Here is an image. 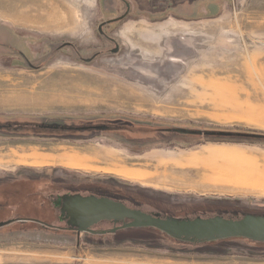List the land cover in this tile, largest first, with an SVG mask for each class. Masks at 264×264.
Segmentation results:
<instances>
[{
    "label": "rangeland",
    "instance_id": "obj_1",
    "mask_svg": "<svg viewBox=\"0 0 264 264\" xmlns=\"http://www.w3.org/2000/svg\"><path fill=\"white\" fill-rule=\"evenodd\" d=\"M172 1L184 3V16L127 20L112 31L119 52L111 54L97 26L116 17V0H0V126L109 129L0 130V223L45 215L26 210L28 201L61 194L71 180L121 187L123 200L146 209L205 207L177 211L181 218L264 214V138L161 131L264 135V0ZM51 11L58 27L42 24ZM10 45L14 58L4 49ZM207 164L231 180L200 183ZM182 166L192 178L181 182L185 188L160 178ZM232 187L246 192L215 193ZM24 230L21 223L0 228V264H264V245L245 241L181 244L139 229L104 238Z\"/></svg>",
    "mask_w": 264,
    "mask_h": 264
},
{
    "label": "flooded vegetation",
    "instance_id": "obj_2",
    "mask_svg": "<svg viewBox=\"0 0 264 264\" xmlns=\"http://www.w3.org/2000/svg\"><path fill=\"white\" fill-rule=\"evenodd\" d=\"M120 5L121 9H117L115 6L112 9L114 13H116V17L109 19L106 22H102L97 26V33L98 35L103 38V42L108 43L111 45V48L108 49V52H110L111 54H116L119 52V44L116 43L115 38L113 37L114 34L112 33V31H114L118 25L126 22L128 20H134L137 19L139 17H146L148 18V20H155L156 17L157 18H163L166 17L169 14H173L174 16H184V10L181 8L182 5L184 3H179V2H173L172 0H116ZM175 1V0H174ZM180 1H185V0H180ZM188 1H192L193 3L196 2H200L201 0H188ZM174 7V8H172ZM187 7V6H186ZM173 9V11H172ZM119 12H116L118 11ZM192 16V13L190 14ZM138 16V17H137ZM151 17H153V19H151ZM127 25L124 27L126 28ZM150 27H145L144 29H147ZM101 30V33H100ZM11 33H14L13 31H8ZM110 32V33H109ZM113 44V45H112ZM63 46L61 48H69L73 51H75V47L71 44V42H64L62 44ZM12 45H10V47H5L4 49H6L7 51L10 52L9 56L11 58H14V56L12 54H15V49ZM1 49V47H0ZM116 50V51H115ZM115 51V52H112ZM18 54V53H17ZM100 55V53H96L94 54L92 57L89 58V62H92V60L98 58V56ZM19 56L24 60V62L27 64V66H29L30 68H34L31 64V62H29L27 60V58L25 57L24 54L19 53ZM85 62V61H84ZM89 62H85V63H89ZM36 127L39 128L41 130H48V131H55V129H48L45 128L44 124H37V126L35 125H29L27 124L25 127ZM99 127H105V128H99ZM64 129H60L59 131H63V132H86V133H98V132H106L108 131V126L107 125H103V124H90L88 126H82V127H73V126H66L63 125ZM72 128V129H71ZM78 128H85L82 130H78ZM1 130V129H0ZM2 130H5L4 128ZM1 130V131H2ZM174 128L172 129H166V130H161V131H166V132H173ZM179 134V133H177ZM35 154V153H34ZM41 155H45V154H41ZM47 155V154H46ZM27 172V171H26ZM18 176H22L24 177L21 180H28L29 175H23V174H19L17 173ZM44 174V173H43ZM34 177V176H33ZM42 176L38 177V178H31L32 180H40ZM59 177V176H58ZM5 178H1V180H4ZM61 179V178H58ZM0 180V182H1ZM14 182L17 180H13ZM55 182V178H53V180ZM89 181V180H88ZM96 180H92L90 182H94ZM68 187H66V189H64L61 194H52L51 192H49V194L47 193L46 195L44 194L42 200H31L28 201L29 207L26 209H30L33 210V207L35 208V210L42 212L45 215H31L29 213V215H26L24 217H15L13 219H9L12 220L8 225L14 224V223H21L22 225L25 226V235L29 234L28 231H33L30 233L35 234L36 236L38 234L41 233H52L53 235H55V233L63 235V236H68V235H79L82 234L84 237H90V236H95V237H106V236H114L118 233L124 232L125 230H129V229H123V230H116L114 233H109L108 231L116 228L118 226L122 225V222H115V221H108V220H101L98 221L97 223L89 226V227H83V222L81 221H75L74 218H72L71 216L68 215V213H66L63 210V202H64V198L65 197H81V198H89V197H94L96 199H109L115 202H120L122 204H124L126 207L130 208V209H135V210H139L143 213L149 214V215H157L161 218H166V217H173V218H181V215H178L177 213H181V210H179L178 208V212L174 211V210H170V211H165L162 210L160 208L158 209H151V208H144L141 207L140 205H132L130 204L129 201L123 200V198H125V195H122L123 193L120 192L121 190H123L121 187H112V185H105V184H87L85 182V184H78V181L76 180H71L68 181ZM10 183V182H7ZM96 183V182H95ZM2 185H5L2 183ZM7 188L12 187V186H5ZM111 191L112 193L108 192ZM10 193V190H7V193ZM35 195V194H33ZM126 196H130V195H126ZM26 197L28 199H31V197H33L32 195H26ZM122 197V198H121ZM33 206V207H32ZM49 207H51L52 212L49 210ZM177 209V208H175ZM55 219L56 222L59 225L54 224L55 223ZM130 222L129 220H126L125 223ZM77 223H80L82 225H76ZM103 225H110L111 228H102ZM7 225H5L4 227H6ZM31 227L30 229H27ZM145 229H153V228H143V229H139V230H145ZM156 230V229H155ZM101 232H105V233H101Z\"/></svg>",
    "mask_w": 264,
    "mask_h": 264
},
{
    "label": "water",
    "instance_id": "obj_3",
    "mask_svg": "<svg viewBox=\"0 0 264 264\" xmlns=\"http://www.w3.org/2000/svg\"><path fill=\"white\" fill-rule=\"evenodd\" d=\"M83 61L89 62L90 60L84 59ZM3 127L0 126V129ZM45 128L64 129L63 125L55 123L46 125ZM82 129L85 128H78V130ZM173 131L183 135H230L226 132L214 133L183 128L174 129ZM63 200V210L74 218L75 221L83 222V227H89L101 220L122 222L121 226L109 230V233L123 229L153 228L174 240L190 244L210 243L230 239H245L254 243H264L263 215L246 214L236 220L227 219L220 215L209 218H161L157 215L153 216L139 210L130 209L120 202L109 199L65 197ZM126 220L130 222L125 223ZM11 221L8 220L0 223V228L8 225ZM82 224L77 223L76 225Z\"/></svg>",
    "mask_w": 264,
    "mask_h": 264
},
{
    "label": "trees",
    "instance_id": "obj_4",
    "mask_svg": "<svg viewBox=\"0 0 264 264\" xmlns=\"http://www.w3.org/2000/svg\"><path fill=\"white\" fill-rule=\"evenodd\" d=\"M18 127H4V129L6 130H13V132H26V130H29L27 127H24V125H22L21 123L17 124ZM11 128V129H10ZM3 129V128H2ZM1 129V130H2ZM5 131V130H4ZM217 132H224V131H217ZM226 133H229L230 135L229 136H218V135H214V136H217L219 138H224V139H228V140H233V141H246L248 139H262L264 138V135H258V134H254V133H250V132H247V131H226ZM207 138H212V136H206ZM205 207H202V206H187L186 208H179V210H186L187 214L188 212L190 211H200L202 209H204ZM207 209H213V208H207ZM188 210V211H187ZM251 215H254V214H251ZM264 216V214H262ZM145 230H149V231H152L155 235H158L159 237H162V238H165V239H169V240H172L174 242H177V243H181L182 242H179V241H176L168 236H166L165 234H163L162 232L158 231V230H155V229H145ZM233 241H245V242H249V243H254V242H251L249 240H245V239H230V240H224L222 242H233ZM221 242V241H220ZM183 244H189V243H183ZM254 244H257V245H264V243H254ZM191 245H196V244H191Z\"/></svg>",
    "mask_w": 264,
    "mask_h": 264
},
{
    "label": "crops",
    "instance_id": "obj_5",
    "mask_svg": "<svg viewBox=\"0 0 264 264\" xmlns=\"http://www.w3.org/2000/svg\"><path fill=\"white\" fill-rule=\"evenodd\" d=\"M45 7V6H44ZM33 9V11H34V8H32ZM26 10V9H25ZM29 12V11H28ZM27 12V13H28ZM56 14H55V11H51V17H53V19H55L56 18V16H55ZM45 20H47V19H44L43 21H45ZM58 25H59V22L57 21V20H55V27H58ZM202 164H205V163H202ZM209 164H207V166L205 165L204 167H201L202 169H206V167H207V170H209L210 172H206V170H202L203 171V173H202V175H200L201 177H199L200 179H201V181L200 180H198V181H200V183H203V184H207V182L208 181H210V182H213L212 180H209L210 178H214V179H216L217 181H224V180H228V181H230L231 179H225V178H223V172H222V167H220V166H217V167H212V166H208ZM220 172V173H217V172ZM206 172V173H205ZM209 173H214L215 174V176H213V177H211L210 175H209ZM220 174V175H219ZM221 176H222V178H221ZM208 178V179H207ZM180 179V178H179ZM186 179V180H185ZM190 179H192V178H190L189 177V179L186 177V178H184V179H182V180H179V182H182V183H184V182H189L190 181ZM197 181V182H198ZM199 183V182H198ZM217 186H219V185H217ZM237 187H232V188H228L229 189V192H215V193H221V194H227V193H229V194H232V193H242V192H246V191H240V190H235ZM259 192H261V191H255V192H253V193H259ZM252 193V192H251Z\"/></svg>",
    "mask_w": 264,
    "mask_h": 264
},
{
    "label": "bare ground",
    "instance_id": "obj_6",
    "mask_svg": "<svg viewBox=\"0 0 264 264\" xmlns=\"http://www.w3.org/2000/svg\"><path fill=\"white\" fill-rule=\"evenodd\" d=\"M24 21V23L26 24V25H28L29 23L28 22H26V20H23ZM42 24L44 25V26H49V27H55V19H53V17H51V18H47V20H45V21H43L42 22ZM174 169V168H173ZM178 169H180L181 171H184V170H186V169H188L187 167H185V166H182V167H180V168H178ZM178 169H174L175 171L176 170H178ZM179 170V171H180ZM198 170H201V169H198ZM203 170H206V169H203ZM187 171V170H186ZM186 171H184V172H182V173H179V172H174V171H172L171 169L169 170V171H167V170H165L163 173H161V175H160V178L163 180V181H167L168 183H170V184H173L172 186L174 187V188H182V187H184V186H181L180 184H181V182H177V181H174V180H178V178H180V180H182V179H184V178H186V175H185V172ZM162 172V171H161ZM190 172V171H189ZM188 172V173H189ZM184 173V174H183ZM187 173V174H188ZM191 173H193V172H191ZM198 173V172H197ZM217 173H220L219 171L217 172ZM194 174V173H193ZM197 175V174H196ZM195 176V175H194ZM159 177V176H158ZM192 177V176H191ZM199 177H201V176H199ZM196 178V177H195ZM186 180V179H185ZM213 185H218V184H214V183H212ZM185 188V187H184Z\"/></svg>",
    "mask_w": 264,
    "mask_h": 264
}]
</instances>
